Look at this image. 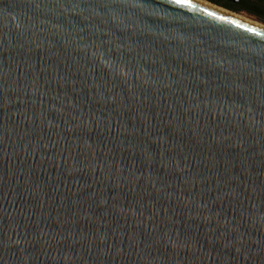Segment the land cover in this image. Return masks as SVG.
<instances>
[{
	"label": "water",
	"instance_id": "95a60500",
	"mask_svg": "<svg viewBox=\"0 0 264 264\" xmlns=\"http://www.w3.org/2000/svg\"><path fill=\"white\" fill-rule=\"evenodd\" d=\"M0 264H264V29L0 0Z\"/></svg>",
	"mask_w": 264,
	"mask_h": 264
},
{
	"label": "rangeland",
	"instance_id": "374dc122",
	"mask_svg": "<svg viewBox=\"0 0 264 264\" xmlns=\"http://www.w3.org/2000/svg\"><path fill=\"white\" fill-rule=\"evenodd\" d=\"M204 1L210 2L208 0H204ZM222 1L225 2L226 0H222ZM231 4H233L232 6L237 10L233 12L243 15L246 18L251 19L253 21H257L264 24V0H242L239 3H235L234 1H232Z\"/></svg>",
	"mask_w": 264,
	"mask_h": 264
},
{
	"label": "bare ground",
	"instance_id": "6f19581e",
	"mask_svg": "<svg viewBox=\"0 0 264 264\" xmlns=\"http://www.w3.org/2000/svg\"><path fill=\"white\" fill-rule=\"evenodd\" d=\"M192 1H195V2H197V3H199V4H202V5H204V6H207V7H209V8L214 9V10L220 11V12L225 13V14H227V15H230V16H232V17H235V18H237V19H239V20H241V21H244V22H246V23H249V24H251V25H253V26H256V27H259V28H261V29H264V24H262V23H260V22H257V21H253V20H251V19H248V18H246L245 16L240 15V14H238V13H236V12L231 11V10L225 9V8H223V7L217 6V5H215V4H212V3L207 2V1H204V0H192Z\"/></svg>",
	"mask_w": 264,
	"mask_h": 264
},
{
	"label": "trees",
	"instance_id": "16d2710c",
	"mask_svg": "<svg viewBox=\"0 0 264 264\" xmlns=\"http://www.w3.org/2000/svg\"><path fill=\"white\" fill-rule=\"evenodd\" d=\"M208 1H210V2H212V3H214V4H216V5L222 6V7L226 8V9H229V10H231V11H237V10L232 6L233 4H231V2L234 1L235 3H239V2L242 1V0H226L225 2L222 1V0H208Z\"/></svg>",
	"mask_w": 264,
	"mask_h": 264
}]
</instances>
